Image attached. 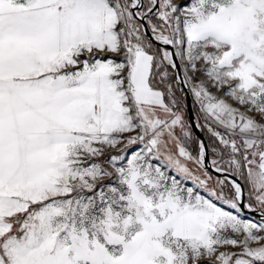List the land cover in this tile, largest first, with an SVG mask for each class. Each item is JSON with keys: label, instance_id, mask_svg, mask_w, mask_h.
Listing matches in <instances>:
<instances>
[{"label": "snow or ice", "instance_id": "1", "mask_svg": "<svg viewBox=\"0 0 264 264\" xmlns=\"http://www.w3.org/2000/svg\"><path fill=\"white\" fill-rule=\"evenodd\" d=\"M0 264H264V0H0Z\"/></svg>", "mask_w": 264, "mask_h": 264}, {"label": "water", "instance_id": "2", "mask_svg": "<svg viewBox=\"0 0 264 264\" xmlns=\"http://www.w3.org/2000/svg\"><path fill=\"white\" fill-rule=\"evenodd\" d=\"M187 105H188V107H187V113H188L189 122L193 125V129H192V131L194 132V134H195L199 139H201V140H205V137H204L202 131H201L200 129H197V128L195 127V123H196V121H195V118H194V112H193V109H192V105H191L190 97H189L188 100H187ZM205 141H206V140H205ZM207 163H208V169H209V171H211V172H212L213 174H215V175H218L217 173H215V172L212 170L211 165L209 164L208 161H207ZM243 212L248 213V214H251V215H254V216H258V217H260L258 212H250V211H248L247 209H244Z\"/></svg>", "mask_w": 264, "mask_h": 264}, {"label": "rangeland", "instance_id": "3", "mask_svg": "<svg viewBox=\"0 0 264 264\" xmlns=\"http://www.w3.org/2000/svg\"><path fill=\"white\" fill-rule=\"evenodd\" d=\"M190 101H191V97H190ZM191 105H192V109H193V112H194V118H195V121L197 122V120L199 119V117H198V115H197V109L195 108V106H193V104H192V101H191ZM186 111H187V109H186ZM188 114V113H187ZM189 119V118H188ZM202 131V130H201ZM202 133H203V135H204V137H205V140H207V132L206 131H202ZM193 135L195 136V137H197L195 134H194V132H193ZM195 149H196V144L195 143H193L192 145H190V150H192V151H195ZM211 159H212V157H211V154H209V158H208V162H209V164L211 165ZM211 172V171H210ZM212 175L214 176V177H217L218 175H215V174H213L212 173ZM243 217L245 218V219H249V220H253V221H259V219H260V217H258V216H254V215H251V214H248V213H245V212H243Z\"/></svg>", "mask_w": 264, "mask_h": 264}]
</instances>
